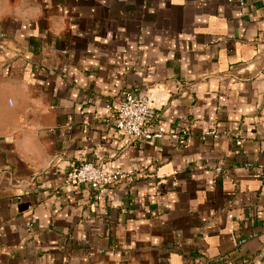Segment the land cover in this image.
Masks as SVG:
<instances>
[{
	"label": "crops",
	"instance_id": "1",
	"mask_svg": "<svg viewBox=\"0 0 264 264\" xmlns=\"http://www.w3.org/2000/svg\"><path fill=\"white\" fill-rule=\"evenodd\" d=\"M244 2L0 0V264H264V5ZM125 92L161 140L115 128ZM86 161L124 174L103 200L65 184Z\"/></svg>",
	"mask_w": 264,
	"mask_h": 264
},
{
	"label": "built area",
	"instance_id": "2",
	"mask_svg": "<svg viewBox=\"0 0 264 264\" xmlns=\"http://www.w3.org/2000/svg\"><path fill=\"white\" fill-rule=\"evenodd\" d=\"M261 3L264 5V0H261ZM239 4L244 6V0H239ZM151 119L152 112L147 98L135 97L131 92H125L123 102L112 116L115 128L123 132L129 141H158L167 134V130L160 122L154 123ZM189 129L190 125L185 124L179 131L169 132V135L173 140L187 144ZM207 136H218V131L216 129L209 130L203 138ZM122 176L124 174L120 171L107 170L93 161H86L66 174L65 184L72 187L87 184L92 188L96 197L103 200L106 198L107 187L118 182Z\"/></svg>",
	"mask_w": 264,
	"mask_h": 264
}]
</instances>
